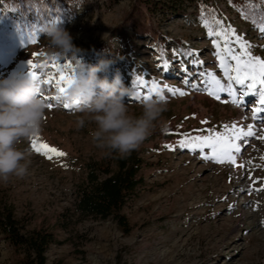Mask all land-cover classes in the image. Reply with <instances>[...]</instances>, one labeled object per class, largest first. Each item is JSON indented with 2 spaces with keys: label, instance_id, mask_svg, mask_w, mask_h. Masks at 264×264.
<instances>
[{
  "label": "rangeland",
  "instance_id": "rangeland-1",
  "mask_svg": "<svg viewBox=\"0 0 264 264\" xmlns=\"http://www.w3.org/2000/svg\"><path fill=\"white\" fill-rule=\"evenodd\" d=\"M203 1L185 0V13L171 16L154 13L145 5L141 12L135 11L130 0L116 4L69 0L64 25L59 26L83 50L87 64L95 65L101 58L115 61L107 75L111 78L119 70L125 86L134 90L124 101L131 115L142 113L144 101L136 100V95L143 98L147 94L146 86H134L137 77L158 81L161 86L168 84L187 95L164 90L167 111L162 120L167 128L162 131L158 124L136 149L143 159L139 173L143 182L122 211L130 226L126 233L113 216H85L76 208L78 193L88 184V165L104 162L115 172L121 156L115 152L106 155V149L98 148L90 134L96 124L78 107L64 108L54 99L58 95L55 87L41 83L43 97H49L46 103L53 107L46 109L38 143L46 142L66 155L48 159L32 150L31 141L21 142L18 147L30 152L28 175L0 182V207L12 210L24 233L48 230L54 234L46 264H264V191L248 193L249 188L264 186V160L260 159L264 142L249 138L248 144L242 145L236 163H244L243 169L203 159L208 149L201 153L177 146L185 133L223 131L222 125L234 122L254 125L258 135L264 127V121L252 119V109L264 108L258 104V95L243 97L238 106L226 92L216 99L205 91L207 77L200 73H213L222 83L227 81L214 55V38L203 26L202 12L210 21L214 18L235 29L253 46L251 54L261 60L264 34L242 19L227 0H208L213 13H206ZM6 7V0H0V14ZM53 20L59 22L57 17ZM129 20L133 26L126 25ZM6 28L0 29V45L9 32L14 46L10 51L0 49V78L10 73L28 74L30 59L49 65L35 70L41 81L51 75L58 78L51 67L53 57L57 63H71L74 69L70 59L50 56L48 39L41 32L37 43L30 44ZM236 50L239 52L238 47ZM41 52L43 56L33 57ZM165 60L167 69L161 67ZM233 87L239 101L241 86ZM77 117H85L83 128L77 127ZM18 255L0 235V264H18Z\"/></svg>",
  "mask_w": 264,
  "mask_h": 264
},
{
  "label": "clouds",
  "instance_id": "clouds-1",
  "mask_svg": "<svg viewBox=\"0 0 264 264\" xmlns=\"http://www.w3.org/2000/svg\"><path fill=\"white\" fill-rule=\"evenodd\" d=\"M39 31L48 39L50 56L67 58L74 64L71 82L57 95L60 103L79 101L78 111L96 124L90 134L98 148L107 150L106 155L115 152L125 157L138 149L158 124L166 130L162 120L167 111L165 99L155 95L143 102L139 116L131 115L124 101L135 94L134 90L125 86L119 70L111 78L107 75L114 60L101 58L95 65L87 64L83 50L55 20L43 22ZM46 109L41 81L16 73L0 78V182L28 175L30 152L18 145L40 133ZM85 117H77L78 128L85 126Z\"/></svg>",
  "mask_w": 264,
  "mask_h": 264
},
{
  "label": "trees",
  "instance_id": "trees-1",
  "mask_svg": "<svg viewBox=\"0 0 264 264\" xmlns=\"http://www.w3.org/2000/svg\"><path fill=\"white\" fill-rule=\"evenodd\" d=\"M109 4L121 0H107ZM135 11L141 12L142 5L150 11L163 15L175 16L184 14L185 0H130ZM206 13H213L209 1L204 0ZM236 12L252 26H258L264 16V0H227ZM6 12L0 14V29L7 27L21 37L28 39L27 33L32 27L39 29L43 22L57 17L59 25H64L65 16L69 10V0H6ZM134 11V12H135ZM131 20V19H130ZM130 20L126 25L130 24ZM253 21H256L254 23ZM136 27V26H134ZM14 46L9 32L3 37L0 49L10 51ZM117 170L112 172L104 162L89 164L88 184L78 193L76 208L85 216L107 219L111 216L117 220L124 232H129L128 219L122 211L129 199L142 184L139 177L143 159L136 150L125 157L116 160ZM99 174L106 175L101 179ZM0 235L2 241L12 247L18 255V264H46V253L55 242L54 234L48 230L22 232L11 209L0 207Z\"/></svg>",
  "mask_w": 264,
  "mask_h": 264
},
{
  "label": "snow or ice",
  "instance_id": "snow-or-ice-1",
  "mask_svg": "<svg viewBox=\"0 0 264 264\" xmlns=\"http://www.w3.org/2000/svg\"><path fill=\"white\" fill-rule=\"evenodd\" d=\"M256 23V21H253ZM202 23L207 29L209 37L213 39V45L216 48L214 55L219 61V67L224 73V77L227 84L222 83L219 78L213 73H200L201 76H206L207 79L204 81L206 88L205 91L209 95L214 96L216 99H220L219 94L226 92L232 97V102L238 106L243 102V97L250 94L258 95V104L264 105V60L259 57H254L251 54L250 49L253 47L250 43L244 40L242 36L236 34L235 29L230 25L224 27L222 21L215 20L214 18L210 21L207 15L202 12ZM213 24L217 25V28L213 29ZM259 31L264 34V16L261 17V21L258 25ZM39 29L34 27L28 31V43L36 44L37 35ZM237 47L239 52H237ZM36 55L43 56L41 52L39 54L33 53V57ZM188 55H193L189 52ZM162 58V57H161ZM30 75L34 80L41 81L40 76L37 75L36 69H43L49 67L47 62L42 65H38L30 59L28 62ZM197 63H202V61H197ZM51 67L54 69V73L59 74L58 78L56 75L48 76L47 79L41 81V83L46 85L54 86L58 93H63L66 90L67 85L71 82V78L75 74V69L72 68L71 63L63 64L57 63V57H53V63ZM162 68H168V62L165 60L161 65ZM71 69L70 74H68ZM187 84L188 81L185 80ZM233 84L241 86L240 100L236 99V89ZM259 85V89H257ZM134 86H146L147 94L141 98L139 94L136 95L135 99L143 101L150 99L153 94L159 95L162 99H167L163 94L166 89L168 93L172 95H187L185 91L179 88H174L168 84H161L158 81L152 80L146 82L144 79L137 77L134 81ZM195 88L196 85H193ZM246 89V90H244ZM45 100L50 99L49 97H44ZM54 99L59 101V97ZM79 106V101H75L72 104L63 105L64 108H75ZM53 107L52 103H48V109ZM253 116L252 119H261L264 121V116H258L260 113H264V108L256 107L252 109ZM202 123H207V121H202ZM223 131H217L216 129L206 130L203 134L193 135L192 133H185L177 141V146L181 148H186L191 151L199 150L201 153L205 149H208V154L203 155L202 158L205 160H212L216 163H228L234 167H239L243 169L245 167L244 163L237 165V156L242 151V145H247L249 138H255L264 142V127L257 134L255 126L249 124L247 126H242L241 124L234 122L231 125H222ZM39 135L31 139V148L34 152L44 155L48 159H52L53 156L63 157L66 155L65 152L58 150L55 147L49 146L46 142H39ZM169 150H174L172 145H165ZM260 159L264 160V156ZM251 163V161H248ZM251 179V176L249 177ZM255 184L256 181H253ZM253 191L260 192L264 191V186L261 188H249L248 193L251 194ZM255 210V209H254ZM264 223V221H262Z\"/></svg>",
  "mask_w": 264,
  "mask_h": 264
}]
</instances>
